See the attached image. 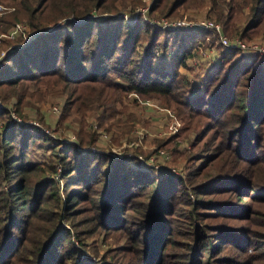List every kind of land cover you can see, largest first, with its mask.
<instances>
[{"label":"trees","instance_id":"16d2710c","mask_svg":"<svg viewBox=\"0 0 264 264\" xmlns=\"http://www.w3.org/2000/svg\"><path fill=\"white\" fill-rule=\"evenodd\" d=\"M0 2L10 7L0 12V264H226L224 251L246 252L252 238L263 242L259 253L231 254L227 264H264V232L226 218L255 222L252 202L264 201V58L226 50L207 30L160 28L141 16L129 23L118 13L137 0ZM190 7H206L229 37L264 36V0H153L149 15ZM17 23L34 32L28 41L25 31L8 36ZM211 45L221 61L193 93L181 68ZM49 96L62 98L59 124L78 117L77 141L24 121V107ZM146 98L169 111L168 133L149 147L126 138L136 144L118 154L89 148L97 129L122 144L136 123L148 125L126 102ZM189 136L191 150L180 151L177 139ZM39 148L48 154L33 160ZM159 150L182 157L183 173L156 174L138 159ZM101 231L118 245L82 257L73 237L85 244Z\"/></svg>","mask_w":264,"mask_h":264},{"label":"rangeland","instance_id":"374dc122","mask_svg":"<svg viewBox=\"0 0 264 264\" xmlns=\"http://www.w3.org/2000/svg\"><path fill=\"white\" fill-rule=\"evenodd\" d=\"M132 0H127V5L131 4ZM140 1V2H139ZM137 0V3H135V7H144L147 5V1L146 0ZM150 3V2H149ZM134 7V8H135ZM128 9V8H127ZM192 9V13H189L188 10ZM96 15V14H95ZM87 17V16H84ZM123 17V16H122ZM148 18H154V19H158L157 16L154 17V15L150 14L149 15V10H148ZM169 21L172 20H191V21H200V20H204V19H212V18H207L206 16V7H201V8H195V7H190L184 11H181V15L179 17H173V18H166ZM213 20V19H212ZM162 28V27H160ZM191 30V29H190ZM203 30V29H202ZM208 31V30H207ZM213 35V34H212ZM227 35V34H226ZM215 37V35H213ZM229 37V35H227ZM1 37H4V35H1ZM216 43H218L216 37H215ZM251 41H255V42H264V36H256L254 39H252ZM247 42V41H246ZM250 42V41H249ZM203 47V46H202ZM6 48H4L3 46H1V51L5 50ZM0 51V52H1ZM198 54L195 55L194 57H191L189 60V63L194 66L196 65L197 68L196 69H202L200 68L201 64H198V58H197ZM215 64H217L218 62H214ZM214 63L212 64V66H214ZM194 73H197V71H194ZM194 77H192L193 79ZM198 77H195V80H193V82L196 81ZM197 82V81H196ZM192 86V81H191V85ZM194 88L192 89V92L195 93L198 91V89L200 88V86H193ZM146 99H150L151 103H154L156 105H158L159 107H154V109L157 111V113L154 112L153 116L154 119L152 121L148 120L149 123L148 125H140L138 123L135 124V126L132 129H136L138 132L133 131L131 133H125L124 136H122V138H120V140L122 141V144L125 142L126 138L127 139H132L134 137H143L144 140H142L141 142L143 143V146H147L149 147V142L150 140L155 136V135H161L166 132H169V128H167L169 126V111L166 110L163 105L160 103L159 99H154V98H146ZM128 103L127 107H132L134 108L136 105L130 103V101H126ZM141 105L140 107L142 109H144L145 107L142 106V104L146 103L145 99L140 101ZM61 104H62V98L60 97H53V96H49L48 100L46 101H35L34 103H29L24 107L23 112L27 115V119L24 120L27 123H32L34 125H37L39 127H41L45 132L49 133L51 136H58L60 138H62L63 140L68 141L69 139L71 141H77V135H76V128H77V116H74V118L72 119H67L64 120L61 124H59L58 119H59V115H60V111H61ZM53 107H57L59 109V112H54L53 111ZM128 109V108H127ZM135 110H138L139 107L134 108ZM17 118H19L21 120V118L19 116H17L15 113H13ZM151 116V115H150ZM157 117V118H156ZM41 118V119H39ZM88 121H93L95 122V113L91 112L87 118ZM22 121V120H21ZM115 131H120L122 129V127H117L114 128ZM102 130V129H100ZM99 130V131H100ZM102 132L105 133V136H101L98 133V129H97V133H98V137L97 140L95 142V144L92 146L94 147L95 150H104V151H111L113 153H122V150L124 149L122 144H115L112 140H111V134L109 132H106L104 130H102ZM178 140V147L180 151H190V141L192 140V136H189L188 138H179ZM140 142V143H141ZM168 154V158L164 159L162 157H156L154 161L151 162V164H144L143 166H148L151 167L152 171L155 172L156 174H160V173H176V174H182L183 173V158L182 157H173L171 156V153L169 151H165ZM48 154V151L43 150L41 148L39 149H35L33 151H30V157L33 160H39V159H43L46 155ZM156 166V167H154ZM62 192V188L60 190ZM246 197V196H245ZM244 199H247L244 198ZM252 204L254 205V207L256 209H258L260 212L259 217L256 218L255 222H247L246 220H242L239 217H233V218H228L227 221H231L232 223L236 224V225H240V226H236L238 229H245V227H251L254 230H258V231H263L264 232V201H254L252 202ZM256 217V216H255ZM254 217V218H255ZM220 218H216V220H212V221H218ZM230 219V220H229ZM64 225H66V227H69V220H65ZM255 237L261 238L263 239L261 236H257V235H253ZM118 239L114 234H107L103 231L101 232H93L92 234H90L89 236L85 237L84 243L85 244H80V242L77 240L76 237H73V241L75 243L76 246H78L81 250V256L84 258H90V259H98V255H101L102 252H104L107 248L109 247H116V245H118ZM253 239V238H252ZM249 240V242L247 243L248 248L246 250V252H244L243 250H241L239 248H230L224 251V256L226 257L225 259H223V261H227L229 262V255L233 254L236 257H238L240 260L245 259L246 254L247 253H259L260 249H261V245L263 242H256V240ZM122 242V240L120 241V243ZM91 248H97L99 250V254L96 255L95 252H93L91 250ZM68 264H71L70 261L67 262ZM239 264H241V262H239Z\"/></svg>","mask_w":264,"mask_h":264},{"label":"built area","instance_id":"2783aa9c","mask_svg":"<svg viewBox=\"0 0 264 264\" xmlns=\"http://www.w3.org/2000/svg\"><path fill=\"white\" fill-rule=\"evenodd\" d=\"M148 3L144 7H135L133 10L129 9H124L119 15L123 16L129 23H133L136 21V19L141 16L147 23L151 25H155L158 27H162L165 29H185V30H190V29H203V30H208L210 31L213 35L216 36V39L218 41V44L223 46L226 50L229 49H238L241 52L250 55V56H260L264 58V42H255V41H250L246 42L245 40L239 38L238 36H233V37H228L223 29L221 23L212 20V19H204L200 21H191V20H172L169 21L166 19V17H158V19L154 18H148V10L150 5L152 4L153 0H146ZM150 2V3H149ZM5 8H10L9 6L4 5L3 3L0 2V12L4 10ZM92 16H95V14H92ZM19 31H25L27 32V35L24 38V41H28L29 38L34 34V32H30L27 25L24 23H17L16 25L12 26L8 30V36L13 39L15 38ZM4 35V34H1ZM7 50H2L0 52V58L5 54ZM221 57H217L214 62H220ZM215 64V63H214ZM150 99H145L146 103H149ZM54 112H59V109L57 107H53ZM13 116L17 119L14 114ZM93 127H96L93 124ZM98 129V133L101 136H105V133L102 132V130ZM54 136V135H53ZM57 137V136H54ZM70 140V139H69ZM66 141V140H65ZM126 144L131 145V144H136V141L133 139L129 141L128 143L124 142L122 146L124 147ZM91 150H95L94 147L90 146L89 147ZM123 152V150H122ZM156 157H162L164 159L168 158V154L163 151L159 150L157 153L150 155L147 158H144L141 154L138 155V159L140 160L141 163L144 164H151L152 161L155 160ZM156 167V166H154ZM157 168V167H156ZM174 172V171H173Z\"/></svg>","mask_w":264,"mask_h":264},{"label":"crops","instance_id":"0c3cea01","mask_svg":"<svg viewBox=\"0 0 264 264\" xmlns=\"http://www.w3.org/2000/svg\"><path fill=\"white\" fill-rule=\"evenodd\" d=\"M191 11H192V9L188 10L189 13H192ZM218 56H220L219 47H217L216 45L215 46L211 45V46H206V47L201 48V50L198 53L197 63L201 64L200 68H202V69H196L197 68L196 65L192 66L189 63L190 58L187 60V66L182 67L181 70L192 81L191 90L194 88L193 86H195V87L197 85L200 86L198 79L200 77H202L204 75V73H206L209 69H211L212 64L214 63L215 59ZM194 71H197V73L193 74ZM192 77H194V78L192 79ZM195 77H198L196 79L197 82L196 81L193 82V80H195ZM132 96H133V94H129L128 98L132 99ZM154 99H156V98H154ZM140 103L137 106H135L134 108L139 107L138 111H139V114L141 115V117H143L144 119H148V120L152 121L154 119V116H153L154 112L157 113V111L154 109V107H159V106L154 104V103H151V101H149V103H145V104L143 103L142 104V106H144V107L146 106L144 109H142L140 107V105H141ZM134 108L128 107L127 111H133ZM135 132H138V131L135 129Z\"/></svg>","mask_w":264,"mask_h":264},{"label":"water","instance_id":"95a60500","mask_svg":"<svg viewBox=\"0 0 264 264\" xmlns=\"http://www.w3.org/2000/svg\"><path fill=\"white\" fill-rule=\"evenodd\" d=\"M88 18H89V16H87V17H82V18H80V19H71V20L75 21L76 23H81V22L86 21ZM56 24H58V23H56Z\"/></svg>","mask_w":264,"mask_h":264}]
</instances>
